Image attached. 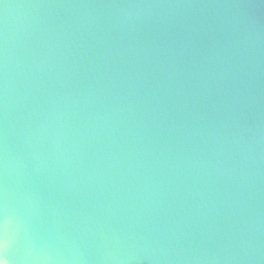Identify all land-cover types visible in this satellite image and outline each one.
Returning a JSON list of instances; mask_svg holds the SVG:
<instances>
[{
  "label": "water",
  "instance_id": "obj_1",
  "mask_svg": "<svg viewBox=\"0 0 264 264\" xmlns=\"http://www.w3.org/2000/svg\"><path fill=\"white\" fill-rule=\"evenodd\" d=\"M12 264H264V0H0Z\"/></svg>",
  "mask_w": 264,
  "mask_h": 264
},
{
  "label": "snow or ice",
  "instance_id": "obj_2",
  "mask_svg": "<svg viewBox=\"0 0 264 264\" xmlns=\"http://www.w3.org/2000/svg\"><path fill=\"white\" fill-rule=\"evenodd\" d=\"M8 246L6 231L4 227V222L2 218H0V264H5L7 260L6 250Z\"/></svg>",
  "mask_w": 264,
  "mask_h": 264
},
{
  "label": "clouds",
  "instance_id": "obj_3",
  "mask_svg": "<svg viewBox=\"0 0 264 264\" xmlns=\"http://www.w3.org/2000/svg\"><path fill=\"white\" fill-rule=\"evenodd\" d=\"M5 254L7 256V260H6L5 264H12V261L8 257V246H7V250H6V253Z\"/></svg>",
  "mask_w": 264,
  "mask_h": 264
}]
</instances>
